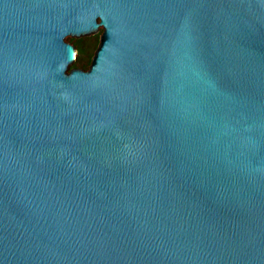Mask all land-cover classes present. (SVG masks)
<instances>
[{
  "label": "water",
  "instance_id": "95a60500",
  "mask_svg": "<svg viewBox=\"0 0 264 264\" xmlns=\"http://www.w3.org/2000/svg\"><path fill=\"white\" fill-rule=\"evenodd\" d=\"M0 264H264V0H0Z\"/></svg>",
  "mask_w": 264,
  "mask_h": 264
},
{
  "label": "rangeland",
  "instance_id": "374dc122",
  "mask_svg": "<svg viewBox=\"0 0 264 264\" xmlns=\"http://www.w3.org/2000/svg\"><path fill=\"white\" fill-rule=\"evenodd\" d=\"M100 43L101 39L91 44H71L74 46L76 54L75 69L90 70Z\"/></svg>",
  "mask_w": 264,
  "mask_h": 264
}]
</instances>
